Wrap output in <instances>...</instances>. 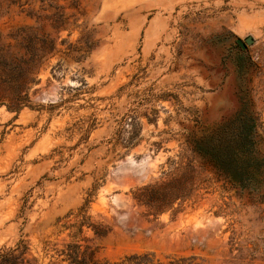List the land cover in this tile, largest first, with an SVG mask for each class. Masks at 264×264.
Returning a JSON list of instances; mask_svg holds the SVG:
<instances>
[{
    "label": "rangeland",
    "instance_id": "374dc122",
    "mask_svg": "<svg viewBox=\"0 0 264 264\" xmlns=\"http://www.w3.org/2000/svg\"><path fill=\"white\" fill-rule=\"evenodd\" d=\"M78 2V26L60 32L34 106L0 107V248L24 238L33 264L67 263L69 243L110 261L150 251L164 262L264 264V200L192 145L236 107L242 84L264 134V0ZM23 25L57 35L3 2L0 31ZM87 37L90 50L70 51ZM174 179L192 191L177 211L154 214L135 198Z\"/></svg>",
    "mask_w": 264,
    "mask_h": 264
},
{
    "label": "trees",
    "instance_id": "16d2710c",
    "mask_svg": "<svg viewBox=\"0 0 264 264\" xmlns=\"http://www.w3.org/2000/svg\"><path fill=\"white\" fill-rule=\"evenodd\" d=\"M34 1L0 0V6L3 2L9 6L19 5L28 16L49 20L57 32L56 36L50 32L39 33L31 25L19 26L7 33L0 31V107L5 106L16 114L25 107L34 106L32 95L40 83V74L61 50L60 32L71 26L77 27L79 17L76 14H81L78 0H71L69 5L61 4L59 0H39L43 14L34 12ZM26 5L28 8H25ZM68 7L76 12L68 14ZM85 41L86 47L70 51L80 53L90 50L91 40L87 37ZM65 42L61 39V43ZM239 77L242 79V76ZM236 97V107L224 114L208 131L195 136L192 145L197 155L234 188L264 200V134L260 130L249 89L242 84V88L236 90ZM179 182V179H174L166 183L147 184L139 187L134 195L154 214L172 208L177 211L192 195V191H186ZM179 199L180 206L175 207ZM28 249L24 238L13 247L0 248V264H33L32 259L27 257ZM62 253L66 255L64 260L68 261L65 264H191L196 258L173 257L164 262L154 252L146 251L126 255L118 261L101 260L92 253L88 254L87 250H81L78 243L67 244Z\"/></svg>",
    "mask_w": 264,
    "mask_h": 264
},
{
    "label": "water",
    "instance_id": "95a60500",
    "mask_svg": "<svg viewBox=\"0 0 264 264\" xmlns=\"http://www.w3.org/2000/svg\"><path fill=\"white\" fill-rule=\"evenodd\" d=\"M237 42L245 49L248 44L254 42V37L252 35H248L245 38V40H242L241 38H237Z\"/></svg>",
    "mask_w": 264,
    "mask_h": 264
},
{
    "label": "flooded vegetation",
    "instance_id": "af4514ba",
    "mask_svg": "<svg viewBox=\"0 0 264 264\" xmlns=\"http://www.w3.org/2000/svg\"><path fill=\"white\" fill-rule=\"evenodd\" d=\"M238 44H239V43H238ZM239 46H240L241 50H245V49H246V48L244 49L240 44H239Z\"/></svg>",
    "mask_w": 264,
    "mask_h": 264
}]
</instances>
